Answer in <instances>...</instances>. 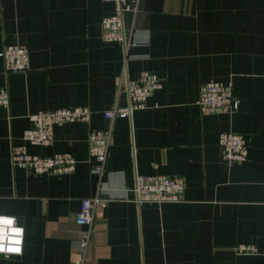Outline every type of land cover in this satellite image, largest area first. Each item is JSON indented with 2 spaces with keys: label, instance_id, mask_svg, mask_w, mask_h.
Here are the masks:
<instances>
[{
  "label": "crops",
  "instance_id": "0c3cea01",
  "mask_svg": "<svg viewBox=\"0 0 264 264\" xmlns=\"http://www.w3.org/2000/svg\"><path fill=\"white\" fill-rule=\"evenodd\" d=\"M105 0H0V212L24 227L23 252L0 254V264H78L75 215L97 191L107 204L96 211L89 264H264L239 254V243L264 246V0H141L124 23L134 28L128 54L101 36ZM22 43L26 72L8 73L3 51ZM149 70L163 85L148 106L113 123L110 155L97 189L88 161L89 131L109 125L102 110L128 104L122 72ZM231 82L239 107L201 111L200 87ZM86 105L90 122L54 128L49 145L28 152H70L75 170L37 174L13 166L11 146L41 110ZM241 133L245 161L222 158L219 134ZM178 175L186 180L177 202L134 201L136 174Z\"/></svg>",
  "mask_w": 264,
  "mask_h": 264
},
{
  "label": "built area",
  "instance_id": "2783aa9c",
  "mask_svg": "<svg viewBox=\"0 0 264 264\" xmlns=\"http://www.w3.org/2000/svg\"><path fill=\"white\" fill-rule=\"evenodd\" d=\"M114 3V13L104 17L101 23V36L106 41L118 42L128 54L135 44L134 28L126 27L124 14L126 11L136 15L139 11L141 0H105ZM4 69L8 73L26 72L30 67L29 50L22 43L9 44L3 51ZM122 72L120 85L125 84L128 93V104L119 106L113 104L103 109L102 113L109 125L103 128H91L89 131L88 161L91 173L97 179V189L106 171V161L110 155V145L113 135V123L118 116H132L138 109L148 106V98L155 90L162 87V78L149 70H143L136 78H131ZM10 95L6 87H0V105L8 107ZM198 104L203 112L226 111L233 112L239 107V99L235 96L231 82L222 81L205 82L200 87ZM92 109L86 105L61 107L54 110H41L30 115L33 126L24 130L22 142L13 143L11 146V162L13 166L33 169L37 174H65L75 170L77 159L70 152H56L51 156H42L28 152L27 144L49 145L54 140V128L67 122H90ZM222 158L232 165L242 162L248 156V143L241 133L222 131L219 134ZM186 180L178 175L165 174H136L134 181V201L142 206L146 203L177 202L183 199ZM95 193L92 197H85L81 201V208L76 213V224L79 226V253H74L72 259L78 264H89V243L94 230L96 211L107 204V198ZM0 214H3L0 212ZM14 217V216H13ZM15 223L21 226L16 218ZM24 229V227H23ZM23 239L21 251H0L4 255H20L23 252ZM239 254L262 255L264 246L255 243H239L235 246Z\"/></svg>",
  "mask_w": 264,
  "mask_h": 264
},
{
  "label": "clouds",
  "instance_id": "9594fccd",
  "mask_svg": "<svg viewBox=\"0 0 264 264\" xmlns=\"http://www.w3.org/2000/svg\"><path fill=\"white\" fill-rule=\"evenodd\" d=\"M23 231V227L16 225L15 217L0 214V251H21Z\"/></svg>",
  "mask_w": 264,
  "mask_h": 264
}]
</instances>
